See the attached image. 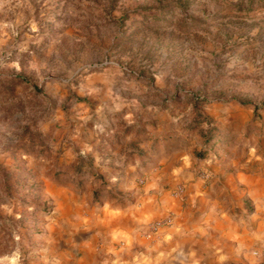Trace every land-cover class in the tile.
<instances>
[{"label":"rangeland","instance_id":"rangeland-1","mask_svg":"<svg viewBox=\"0 0 264 264\" xmlns=\"http://www.w3.org/2000/svg\"><path fill=\"white\" fill-rule=\"evenodd\" d=\"M110 109L264 172V0H0V264H55L50 184L88 179L63 155Z\"/></svg>","mask_w":264,"mask_h":264},{"label":"crops","instance_id":"crops-1","mask_svg":"<svg viewBox=\"0 0 264 264\" xmlns=\"http://www.w3.org/2000/svg\"><path fill=\"white\" fill-rule=\"evenodd\" d=\"M118 112L76 126L64 152L70 165L88 160V179L50 184L54 263L264 264V172L248 169V158L220 163L167 149L166 123ZM178 184L184 192L173 196Z\"/></svg>","mask_w":264,"mask_h":264},{"label":"built area","instance_id":"built-area-1","mask_svg":"<svg viewBox=\"0 0 264 264\" xmlns=\"http://www.w3.org/2000/svg\"><path fill=\"white\" fill-rule=\"evenodd\" d=\"M183 192H184V188H183L182 186H177V187L172 191V194H173L174 196H180V195L183 194ZM171 220H172V215L169 214L168 216H166V217L163 219V221H160V222H154V223L151 224L150 227H151L152 230H155L156 227H157L158 225H160V224H162V223H170Z\"/></svg>","mask_w":264,"mask_h":264},{"label":"trees","instance_id":"trees-1","mask_svg":"<svg viewBox=\"0 0 264 264\" xmlns=\"http://www.w3.org/2000/svg\"><path fill=\"white\" fill-rule=\"evenodd\" d=\"M79 157V156H78ZM81 159V157H79Z\"/></svg>","mask_w":264,"mask_h":264}]
</instances>
